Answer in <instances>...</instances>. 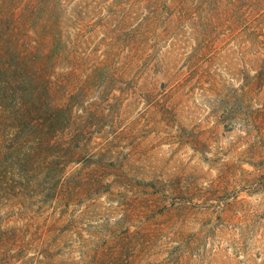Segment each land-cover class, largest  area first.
Segmentation results:
<instances>
[{
	"label": "rangeland",
	"instance_id": "rangeland-1",
	"mask_svg": "<svg viewBox=\"0 0 264 264\" xmlns=\"http://www.w3.org/2000/svg\"><path fill=\"white\" fill-rule=\"evenodd\" d=\"M44 1L67 35L73 13L91 16L97 55L118 29L113 57L129 82L107 94L97 75L71 102L99 106L86 151L103 149L106 177L124 187L3 212L1 264H80L96 245L106 264H264V0ZM137 229L145 244L132 260L113 258Z\"/></svg>",
	"mask_w": 264,
	"mask_h": 264
},
{
	"label": "trees",
	"instance_id": "trees-1",
	"mask_svg": "<svg viewBox=\"0 0 264 264\" xmlns=\"http://www.w3.org/2000/svg\"><path fill=\"white\" fill-rule=\"evenodd\" d=\"M72 16L79 24L67 35L52 3L32 0L19 7V0H0V249L5 245L3 212L21 213L34 201L44 205L49 198L63 203L74 195L115 198L124 187L106 177L112 159L103 149L86 151L83 125L99 106L85 113L83 103L71 99L77 93L80 100L95 86L97 75H103L97 85L102 91L121 90L129 82V65L113 57L119 48L117 28L110 29L113 43L97 55L87 46L91 16L86 17L85 10ZM81 73L83 78L77 80ZM87 157L95 158L91 167L75 166ZM81 167L84 173L78 174ZM139 231L124 236L113 258L132 260L145 244V234ZM88 251L82 252L80 264H106L101 260L110 255L100 245L92 254ZM40 257L52 260L45 252Z\"/></svg>",
	"mask_w": 264,
	"mask_h": 264
}]
</instances>
